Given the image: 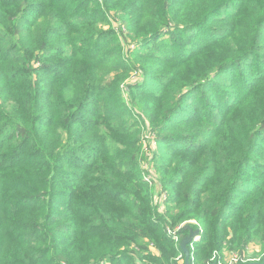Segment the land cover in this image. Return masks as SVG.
I'll list each match as a JSON object with an SVG mask.
<instances>
[{
	"label": "trees",
	"instance_id": "1",
	"mask_svg": "<svg viewBox=\"0 0 264 264\" xmlns=\"http://www.w3.org/2000/svg\"><path fill=\"white\" fill-rule=\"evenodd\" d=\"M91 2L0 0V264H139L143 239L171 262L189 231L167 227L184 223L201 229L190 264L248 262L250 243L263 260L264 0ZM219 74L227 110L192 115ZM143 134L162 142L163 209Z\"/></svg>",
	"mask_w": 264,
	"mask_h": 264
},
{
	"label": "rangeland",
	"instance_id": "2",
	"mask_svg": "<svg viewBox=\"0 0 264 264\" xmlns=\"http://www.w3.org/2000/svg\"><path fill=\"white\" fill-rule=\"evenodd\" d=\"M79 1V0H76ZM103 0H92V2L88 5L89 7L94 6L93 3H102ZM109 17L110 18L112 15H115V11L111 10L109 11ZM112 20L108 21V22H99V27L103 28V29H111L112 31L116 32L117 30L119 31V29L124 32L127 33V29L126 27L122 26V25H118V23L116 22H111ZM119 39H121L119 37ZM163 39H167V36L164 37ZM122 40V39H121ZM157 42H161L163 45V40L159 39ZM167 42V41H165ZM124 47H134V44H131L130 41L124 42L122 41ZM152 47V46H151ZM148 48V49H152V48ZM163 51V50H162ZM178 55L177 54V50L174 49V56ZM251 59H248L247 62L250 63ZM243 64L239 65L237 69H241L243 66ZM139 67V66H138ZM248 72L252 73V67H250V65H248L247 70ZM144 70L143 68L139 67L138 71H130L129 75L126 78V83H131V84H138L143 82L144 79ZM229 74H224V75H217L215 77V81H213V83H203L201 89L204 91L203 95H200V91H193L192 94L190 92V97L189 100H187V105H188V109L190 111V113L193 115L194 113H200L202 111H204V109H206L208 112L213 113L215 116H222L223 113L227 110V106H226V100L227 97H223L222 95L218 94V91L221 90H227L229 87L228 85H231V79L228 78ZM222 87V88H219ZM155 89V88H154ZM200 89V90H201ZM234 93L238 92L237 88H233ZM208 102V106L207 108H204V105ZM183 115L187 116L186 113H184ZM220 117L217 119L218 121H220ZM191 118V117H190ZM155 137V135H154ZM151 138L149 139V136L146 138L144 136V134L142 135V139L143 141V145H142V149L144 151L143 158L140 160V164H139V169L140 171L144 170L145 172H147L146 174V178L150 179L152 181V184H150V186L153 189V195H152V201H156V202H163V204L160 206L161 209H163V205H165V198H167V193L162 191V187L159 184V176L157 174L158 169L156 168L155 164L151 160V151H156L157 153H159V151H161V145L162 142H158V140H156L155 138ZM205 138V134H203V136L199 137L198 140L196 141H201L202 139ZM197 143V142H196ZM257 155L261 156L260 151L256 152ZM189 155L191 156V153L189 152ZM257 165H253L249 164L247 166V169L244 171L241 181H240V186L247 188L249 187V180H250V176L252 174H256L258 173V169H257ZM257 175V174H256ZM258 177V175L256 176ZM169 187V186H168ZM167 190V189H166ZM185 224V223H184ZM142 243L147 245L148 247V251L142 254V260L141 263L139 264H174L176 262V264H183V260H184V255L181 253H178L173 260L170 261H165L162 258V255L158 252V250L151 245L146 239L142 240ZM233 254L229 252V251H224L222 254V259L223 261L228 260ZM248 259L252 260H258L259 258H261V254L258 250V247L255 246L253 243H250L247 246V251L245 252L244 256ZM156 258H160L161 262H157ZM193 263L194 264H201V261L197 258H193Z\"/></svg>",
	"mask_w": 264,
	"mask_h": 264
},
{
	"label": "water",
	"instance_id": "3",
	"mask_svg": "<svg viewBox=\"0 0 264 264\" xmlns=\"http://www.w3.org/2000/svg\"><path fill=\"white\" fill-rule=\"evenodd\" d=\"M183 228L188 229V234L181 240L180 242V249L184 254V260L183 264H190V250H189V245L193 242V239L196 235L200 234V230L197 228H193L191 224L186 223L183 225ZM211 264H217V261L214 260ZM238 264H264V259L263 260H252L248 262H241Z\"/></svg>",
	"mask_w": 264,
	"mask_h": 264
},
{
	"label": "built area",
	"instance_id": "4",
	"mask_svg": "<svg viewBox=\"0 0 264 264\" xmlns=\"http://www.w3.org/2000/svg\"><path fill=\"white\" fill-rule=\"evenodd\" d=\"M186 224V223H185ZM184 225V224H183ZM183 225H178L174 228H170V227H167V232L170 233V234H174L176 233V231L180 230L183 228ZM194 228V227H193ZM200 230V233H201V229L200 228H197ZM200 239V234L196 235L193 239V242H196ZM175 240L178 241V237L175 235ZM193 242L190 244V246L192 247L193 245ZM217 261V264H238V263H241L243 261H239L238 260V256L236 254H233L228 260H216ZM252 261V260H251ZM191 264H194L193 263V259H192V263Z\"/></svg>",
	"mask_w": 264,
	"mask_h": 264
}]
</instances>
